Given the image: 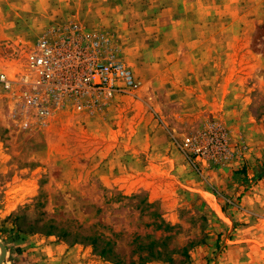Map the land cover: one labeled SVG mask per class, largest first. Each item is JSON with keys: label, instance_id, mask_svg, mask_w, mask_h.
Here are the masks:
<instances>
[{"label": "rangeland", "instance_id": "374dc122", "mask_svg": "<svg viewBox=\"0 0 264 264\" xmlns=\"http://www.w3.org/2000/svg\"><path fill=\"white\" fill-rule=\"evenodd\" d=\"M71 23L105 33L139 88L26 127L0 90V264H113L60 236L76 227L121 264L139 244L162 252L146 264H264V0H0V72ZM212 126L222 158L183 149Z\"/></svg>", "mask_w": 264, "mask_h": 264}, {"label": "built area", "instance_id": "2783aa9c", "mask_svg": "<svg viewBox=\"0 0 264 264\" xmlns=\"http://www.w3.org/2000/svg\"><path fill=\"white\" fill-rule=\"evenodd\" d=\"M116 51L110 38L99 30L73 23L47 29L28 50L25 72L17 78L0 72V90L16 93L13 111L24 115L23 127L28 118L46 122L58 108L90 109L98 100L131 94L139 88ZM201 135H206L208 142L199 143V135L187 136L183 149L196 159L222 158L224 132L212 126Z\"/></svg>", "mask_w": 264, "mask_h": 264}, {"label": "trees", "instance_id": "16d2710c", "mask_svg": "<svg viewBox=\"0 0 264 264\" xmlns=\"http://www.w3.org/2000/svg\"><path fill=\"white\" fill-rule=\"evenodd\" d=\"M259 167V171L256 173V178L264 176V153L261 165ZM48 227L53 229L55 225L49 224ZM165 227L166 226H164V228ZM60 236H70L73 240L86 241L89 245L92 246L99 257H102L103 259L111 258L113 264H121V260L118 259L117 254L113 252L108 240L99 246V244H97V241L100 237L98 235H95L94 232L91 233L89 228L85 229L76 227L74 230H66L65 228H62ZM131 254H136L137 260L135 261L130 259L129 264H146L150 259L159 257L162 252L159 250H151V248H149L148 250H141V246L139 244L131 249Z\"/></svg>", "mask_w": 264, "mask_h": 264}, {"label": "crops", "instance_id": "0c3cea01", "mask_svg": "<svg viewBox=\"0 0 264 264\" xmlns=\"http://www.w3.org/2000/svg\"><path fill=\"white\" fill-rule=\"evenodd\" d=\"M228 94V95H227ZM232 95H231V92L230 91H226V90H224L222 93H221V95H218V94H216L215 96H213L212 98L213 99H215V102H221L222 101V98L223 97H225L226 99L227 98H229L230 97V103L231 104H233V103H235V102H237L236 101V99H233V97H231ZM224 99V98H223ZM236 104V103H235ZM238 106H240V105H238ZM233 108H237V106L236 105H233ZM232 110H228L227 111V114H229V115H231V116H236L237 115V111L236 110H233V112H231ZM230 116V117H231Z\"/></svg>", "mask_w": 264, "mask_h": 264}, {"label": "water", "instance_id": "95a60500", "mask_svg": "<svg viewBox=\"0 0 264 264\" xmlns=\"http://www.w3.org/2000/svg\"><path fill=\"white\" fill-rule=\"evenodd\" d=\"M4 251H5V249H4L3 245L0 243V263L2 261V258L4 257Z\"/></svg>", "mask_w": 264, "mask_h": 264}]
</instances>
